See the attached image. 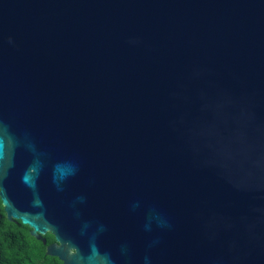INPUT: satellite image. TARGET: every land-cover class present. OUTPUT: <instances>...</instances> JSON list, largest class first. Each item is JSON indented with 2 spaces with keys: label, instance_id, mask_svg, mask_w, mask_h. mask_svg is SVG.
I'll use <instances>...</instances> for the list:
<instances>
[{
  "label": "water",
  "instance_id": "1",
  "mask_svg": "<svg viewBox=\"0 0 264 264\" xmlns=\"http://www.w3.org/2000/svg\"><path fill=\"white\" fill-rule=\"evenodd\" d=\"M0 202L62 264H264V0H0Z\"/></svg>",
  "mask_w": 264,
  "mask_h": 264
},
{
  "label": "trees",
  "instance_id": "2",
  "mask_svg": "<svg viewBox=\"0 0 264 264\" xmlns=\"http://www.w3.org/2000/svg\"><path fill=\"white\" fill-rule=\"evenodd\" d=\"M46 244L29 235V228L7 221L0 202V264H52L55 258L45 254L52 240L47 234Z\"/></svg>",
  "mask_w": 264,
  "mask_h": 264
},
{
  "label": "flooded vegetation",
  "instance_id": "3",
  "mask_svg": "<svg viewBox=\"0 0 264 264\" xmlns=\"http://www.w3.org/2000/svg\"><path fill=\"white\" fill-rule=\"evenodd\" d=\"M2 209H3V207H2ZM4 212V211H3ZM5 214V213H4ZM50 235V234H49ZM51 237H52V240L50 241V243L49 244H52V243H54V238H53V236L52 235H50ZM48 244V245H49ZM54 258V257H53ZM52 264H62V262L60 261V260H58L57 258H55L54 260H53V262H52Z\"/></svg>",
  "mask_w": 264,
  "mask_h": 264
}]
</instances>
